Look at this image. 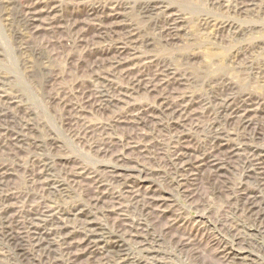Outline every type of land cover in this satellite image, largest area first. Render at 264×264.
I'll use <instances>...</instances> for the list:
<instances>
[{
	"label": "rangeland",
	"instance_id": "obj_1",
	"mask_svg": "<svg viewBox=\"0 0 264 264\" xmlns=\"http://www.w3.org/2000/svg\"><path fill=\"white\" fill-rule=\"evenodd\" d=\"M223 1L0 0V264L142 263L144 235L118 214L120 204L98 209L91 202L96 179L125 164L133 177L105 193L141 187L157 199L145 214L150 233L162 232L161 245L147 238L146 247L159 253L153 264H264V127L229 125L217 115L228 102L264 104V0L243 12L235 0ZM28 8L41 25L26 28ZM93 11L102 12L101 24ZM171 15L182 18L174 39L166 32ZM131 24L144 39L134 57L125 44ZM112 26L118 29L104 38ZM116 70L114 101L103 109L98 96ZM137 81L158 86L134 92ZM164 100L188 108L180 126L166 114L130 122L145 110L161 114ZM127 117L129 124L111 129ZM218 129L227 136L218 137ZM216 137L238 154L215 156ZM128 143L137 150L128 152ZM182 150L194 162L217 158L219 182L203 172L183 181L174 160ZM119 152H128L123 168ZM40 160L44 177L55 182L51 190L32 182Z\"/></svg>",
	"mask_w": 264,
	"mask_h": 264
},
{
	"label": "bare ground",
	"instance_id": "obj_2",
	"mask_svg": "<svg viewBox=\"0 0 264 264\" xmlns=\"http://www.w3.org/2000/svg\"><path fill=\"white\" fill-rule=\"evenodd\" d=\"M225 1L223 0H215V3L218 4L219 6H222L223 3ZM254 2L255 0H235V8L237 11L239 12H243L245 9L248 8H253L254 6ZM38 3V2H37ZM119 3V2H118ZM233 3V2H232ZM215 5V4H214ZM226 7V6H225ZM229 7V6H228ZM46 8V6H45ZM57 8V7H56ZM113 9V8H111ZM221 10V9H220ZM48 12V11H46ZM121 7H116L113 9L112 11V17H113V21L115 22V24H119L120 18H123V13ZM38 13V12H37ZM42 13V12H41ZM47 14H51V11H49ZM125 14V13H124ZM127 14V13H126ZM163 14V13H162ZM91 17H93V19H95L99 24L102 23V12L100 13L99 11H93L92 14H90ZM178 15H171L170 17H168L167 20V27H166V32L169 36L170 39H174L177 36V33L179 31V24L182 22V18L181 17H177ZM54 17V16H53ZM111 17V16H110ZM40 16L39 13L36 14L32 9L28 8V17H27V26L31 27L32 25L39 23L41 25V21L39 20ZM68 22V21H67ZM76 22V21H75ZM31 23V24H30ZM47 25L51 28L52 26V21L48 20V22H46ZM75 24V23H74ZM114 24V23H113ZM31 25V26H30ZM97 25V24H96ZM72 26V25H71ZM98 26V25H97ZM68 27V26H67ZM54 28V27H53ZM60 28V27H59ZM111 29V30H110ZM118 28L116 27H111L108 29H103L102 35L104 38H107V33H112V31H116ZM72 30V29H71ZM38 31V30H37ZM80 31V30H79ZM35 32V31H33ZM83 32V31H82ZM128 33L125 34L126 38L128 39V42H125V44L129 45V50L131 51V53H129V56L134 57L137 53H138V49L139 48V44L141 42L144 41L143 36H142V32L140 31L139 28L134 27L132 24L129 25V31H127ZM70 35V34H69ZM109 35V34H108ZM186 36V35H185ZM122 37V36H121ZM77 39V37H75ZM124 38V37H123ZM82 40V39H81ZM90 42V40L88 41ZM101 42V41H100ZM108 43V42H107ZM93 44V43H92ZM112 44V43H111ZM116 44V43H115ZM122 45H125L124 43H121ZM30 46V45H29ZM82 47V46H81ZM89 47V46H88ZM122 47V46H121ZM84 49V48H83ZM104 53V52H103ZM143 53V52H142ZM24 54V53H23ZM118 55V54H117ZM117 57V56H116ZM115 57V58H116ZM138 57V56H137ZM147 57V56H146ZM144 56V58H146ZM142 58V57H140ZM111 59V58H110ZM122 60V59H121ZM130 60V58H129ZM98 61V60H97ZM132 61V60H131ZM248 61V60H247ZM102 62V61H101ZM166 63V62H165ZM102 64V63H101ZM146 64V63H145ZM114 65L116 67H118V65H121V61L118 60L116 63H114ZM113 65V66H114ZM105 66V64H104ZM253 67V66H252ZM141 68V67H140ZM169 68V67H168ZM241 68V67H240ZM113 69V68H112ZM116 69V68H115ZM136 69V68H135ZM134 69V70H135ZM171 70V68H170ZM251 71V70H250ZM97 73V72H96ZM95 73V74H96ZM124 73V72H123ZM100 74V73H98ZM103 74V73H102ZM101 74V75H102ZM117 74V70L115 72L112 73L111 80L110 78L108 79L109 82V86L105 89H102L100 92L99 97V102L100 106L105 109V107H108L110 105V103H112L114 101V97L113 93L115 92V89L117 88V86L115 87L114 85V79H115V75ZM93 75V74H92ZM84 77V76H83ZM143 78V77H142ZM171 80V79H170ZM123 81V80H122ZM136 81V80H135ZM178 81V79H177ZM84 82V81H83ZM145 82V81H144ZM143 81H137L135 83L132 84V88L131 90L134 92H139L141 90H143L144 92H154L157 89V86H155V84H153V82H148V84H152L154 85V87H152L150 89V86L147 83H144ZM70 83V82H69ZM132 83V82H131ZM97 84V83H96ZM72 85V84H71ZM170 85V84H168ZM126 86V85H125ZM72 87V86H71ZM122 91L128 92L129 91V87H127L125 90L119 88ZM85 93V92H84ZM128 94V93H127ZM132 95V94H131ZM126 96V95H125ZM128 96V95H127ZM255 96V94H254ZM163 97V96H161ZM87 98V97H86ZM94 98V97H93ZM92 98V99H93ZM130 98V97H129ZM171 98V96H170ZM116 99V98H115ZM154 99V98H153ZM65 100V99H64ZM168 100V99H167ZM78 101V100H77ZM124 101V100H123ZM201 101V100H200ZM81 102V100H80ZM89 102V101H88ZM172 102V101H171ZM165 101L161 104V108H160V112L161 114H156L153 111H143L141 112L138 117L135 118H131L130 122L132 123H137L140 124L141 120L143 118V120L145 119H150L151 121H155V120H159V117L161 115L166 114L168 117H170V119L172 121H176L175 124L179 125L181 123H183V120H185V116L188 112V108L186 106H182L181 108L176 107L173 103ZM202 102V101H201ZM206 102V101H205ZM237 102V101H236ZM58 104V103H57ZM80 104V103H79ZM95 104V103H94ZM191 104V103H190ZM236 104V103H235ZM98 105V104H97ZM114 105V104H113ZM152 105V104H150ZM224 105L222 107V111L220 113H218L217 115L219 116V118L224 122V123H228L229 125L231 124H238L241 125L242 127H257V125H262L264 127V104L262 103H252V102H248L246 100H244L241 104L239 105H234L231 103H227V104H222ZM81 106V105H80ZM131 106V105H130ZM193 106V105H192ZM66 107V106H65ZM87 107V106H86ZM93 107V106H92ZM143 107V106H142ZM111 108V107H110ZM109 108V109H110ZM193 108V107H192ZM74 109V108H73ZM124 110V109H123ZM89 111V110H87ZM86 111V112H87ZM111 111V110H110ZM113 112V111H111ZM122 113V112H121ZM158 113V112H157ZM72 114V113H71ZM91 114V113H90ZM119 114V113H118ZM97 115V114H96ZM116 115V114H115ZM71 116V115H70ZM98 116V115H97ZM96 116V118H97ZM107 116V115H106ZM114 116V115H113ZM85 117V116H84ZM103 117V116H102ZM195 117V116H194ZM83 119V118H82ZM111 119V118H110ZM98 120V118H97ZM260 120V121H259ZM221 121V122H222ZM84 124V123H83ZM96 124V123H95ZM101 124V123H100ZM129 124V117L122 119L119 118V120L114 121V124L111 126V129H116L119 126L122 125H126ZM91 125V124H90ZM104 125V124H103ZM80 126V125H79ZM193 126V125H192ZM225 126V125H224ZM30 127V126H29ZM147 127V126H146ZM155 127V126H154ZM86 128V127H85ZM126 128V127H125ZM186 128V127H185ZM213 128V127H212ZM231 128V127H230ZM68 129V128H67ZM78 129V128H77ZM138 129V127H137ZM106 130V129H105ZM160 130V129H159ZM231 130V129H230ZM256 130V129H255ZM83 131V130H82ZM117 131V130H116ZM154 131H156L154 129ZM173 131V130H172ZM206 131V130H205ZM109 132V131H108ZM196 132V131H195ZM116 133V132H115ZM136 133V132H135ZM147 133V132H146ZM216 135L220 138H224L227 136L226 134V130L223 129L220 131V129L215 131ZM110 134V133H109ZM122 134V133H121ZM262 134V133H261ZM21 135V134H20ZM78 137L81 139L82 138V132L81 134H77ZM111 135V134H110ZM136 135V134H135ZM178 135V134H177ZM113 136V135H111ZM160 136V135H159ZM167 136V135H166ZM95 137V136H94ZM139 137V136H137ZM107 138V137H106ZM105 138V139H106ZM110 138V137H109ZM117 138V137H116ZM15 139V138H14ZM259 139H264L263 135L261 137H259ZM13 140V139H12ZM90 140V139H89ZM100 140V139H98ZM113 140V139H112ZM120 140V139H119ZM122 140V138H121ZM132 140V139H131ZM233 140V139H232ZM86 141V140H85ZM216 138H214V142H215V146L213 148H210V151H214L216 149V154H226L228 155L230 158L235 157L239 151V148L236 146L231 147L230 144L228 143V141H219ZM20 142V141H19ZM82 142V141H81ZM80 142V143H81ZM89 142V141H88ZM100 142V141H98ZM129 142V141H128ZM138 142V141H137ZM90 143V142H89ZM88 143V144H89ZM186 143V142H185ZM84 145V144H83ZM124 146V145H123ZM149 146V145H148ZM158 146V145H157ZM87 147V146H86ZM159 147V146H158ZM208 147V146H207ZM187 148V146H186ZM137 150V148L134 147H130L129 148V143L127 146V151L129 152V150ZM147 149V148H146ZM231 149V151L229 150ZM92 150V149H91ZM150 151V150H149ZM192 151V150H191ZM97 152V151H96ZM122 152V151H121ZM128 152H125V154H121L118 156L117 158V162L121 163L120 166H124L123 163L126 162V160H128V157L126 156V154ZM151 152V151H150ZM102 153V152H101ZM100 153V154H101ZM104 153V152H103ZM155 153V152H154ZM135 154V153H134ZM211 154V153H210ZM153 155V154H152ZM106 156V155H105ZM138 156V154H137ZM135 157V156H134ZM154 157V156H153ZM199 157V156H198ZM98 158V157H97ZM130 158V157H129ZM193 158V157H192ZM212 156H208V157H204L202 159H200L199 161L195 162L191 159V157L189 156V154L185 151H181V152H175L174 155V160L175 162L181 166V168L179 169V171L181 172V177L183 179V181H186L188 184L189 182L191 183V181L196 180L200 174L205 173V174H209L215 177L216 182H219V178H221L223 176V168L221 166V164L219 163L217 158L212 159ZM42 159V158H41ZM159 160V159H158ZM227 160V158H226ZM113 162V161H112ZM198 162V163H196ZM160 163V162H159ZM163 163V162H162ZM161 163V164H162ZM189 163H191L192 165L196 166V169L190 170L189 168ZM38 168H39V173H37V175L32 179L33 184H38L37 181H40V185L41 188H43L45 191L47 190H51V188L54 186L53 181H50L48 178H45V172L47 170V165L44 164L43 161H39L38 162ZM129 164V162H128ZM176 165V164H175ZM178 165V166H179ZM127 170L126 169H120L119 166L117 165V167H112L111 171H109V177L107 180L103 179L102 177H98V176H94L96 179V193L95 196L92 198L91 202L92 204L99 209V206H103V208H108V204L110 203L113 205V208H117V204H120V208L118 209V214L122 217H125L127 219V221H129V227H131L133 229L134 228H138L136 230V233L142 232L144 235V240L140 242L141 247L144 249V251L146 250V252H148V254L145 257V260H142L140 264H153V260H155L158 257V250H156L157 248L155 247L154 249L152 247L147 248L146 244H151L149 242V239H147L150 235L152 237V242L156 243V245H161V237H162V232L160 234H156L155 232L150 233L151 230L147 229V222L149 219H147V217L145 216L146 213H148L149 209L151 208V206H153V201L156 199L152 198L148 192H145L141 189V187H137V188H132L129 189V187H126L127 189H123L122 191H118V192H112L110 194L105 193L106 191H109L108 187L109 185L113 184H118L120 186H125L126 181H129L130 177H133V175H129V165H126ZM164 167V166H163ZM78 169V168H77ZM133 169V168H132ZM170 169V168H168ZM136 170V169H135ZM138 171V170H137ZM161 171V170H160ZM200 171V172H199ZM69 172H71L69 170ZM102 172V171H101ZM141 172V171H140ZM157 172V171H156ZM83 173V172H82ZM143 173V172H142ZM200 173V174H199ZM40 176L37 178V176ZM68 175V173H67ZM70 175V174H69ZM73 175V174H72ZM77 175V176H76ZM76 175H74L75 177L81 178L80 172H76ZM106 176V175H105ZM143 176V175H142ZM203 176V175H202ZM37 179V180H36ZM71 179V178H70ZM226 179V178H225ZM73 181L75 182V180L73 179ZM153 181V180H152ZM159 181V180H158ZM205 181V180H204ZM210 181V180H209ZM160 182V181H159ZM129 183V182H128ZM76 184V182H75ZM217 184V183H216ZM133 185V184H131ZM149 185V184H148ZM195 185V184H194ZM193 185V186H194ZM83 186V185H81ZM140 186V185H139ZM226 186V185H225ZM227 187V186H226ZM117 188V187H116ZM107 189V190H106ZM120 189V188H118ZM198 191V190H197ZM245 191V190H244ZM84 192V190H83ZM186 193V192H185ZM106 195H109V197H107ZM153 195V194H152ZM242 195V194H241ZM199 196V195H198ZM252 198V196H251ZM255 198V197H254ZM90 199V198H89ZM191 199V198H190ZM157 200V199H156ZM247 201H250L249 199ZM255 201V200H254ZM125 203V206H123L122 204ZM253 203V202H252ZM256 203V202H255ZM164 204V203H163ZM89 205V204H88ZM91 205V204H90ZM51 208V207H49ZM110 208V207H109ZM51 210V209H49ZM106 211V210H105ZM114 211V210H113ZM108 212V211H107ZM103 215V214H102ZM129 215H133L134 217H139V220L136 221V223L133 221L134 219H132V221H130V219L128 218ZM133 218V217H132ZM137 219V218H135ZM120 220V218H119ZM125 221V220H124ZM150 222V221H149ZM128 226V225H127ZM121 228V227H120ZM164 228V227H163ZM167 228V227H166ZM142 229V230H141ZM165 229V228H164ZM163 229V230H164ZM119 232V231H118ZM133 231L131 230V233ZM168 232V231H167ZM123 235V234H121ZM130 236V235H129ZM136 236V235H135ZM158 236V237H157ZM126 237V236H125ZM132 237V236H130ZM167 241V240H166ZM96 243V242H95ZM92 243V244H95ZM97 244V243H96ZM163 244V243H162ZM73 245V244H72ZM153 245V244H152ZM70 246V245H69ZM163 248V247H162ZM64 249V248H63ZM161 250V249H160ZM72 251V250H71ZM163 252V251H162ZM68 254V253H67ZM165 254V253H164ZM154 256V257H153ZM73 257V256H72ZM128 259V258H127ZM138 260V259H137ZM106 261V260H105ZM105 261H97L94 264H108V262ZM160 264H167L165 261L160 259Z\"/></svg>",
	"mask_w": 264,
	"mask_h": 264
}]
</instances>
